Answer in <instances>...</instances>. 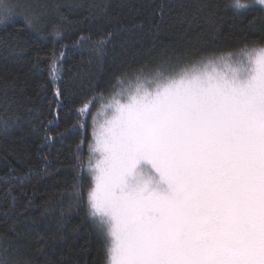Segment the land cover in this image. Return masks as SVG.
<instances>
[{
    "label": "trees",
    "instance_id": "16d2710c",
    "mask_svg": "<svg viewBox=\"0 0 264 264\" xmlns=\"http://www.w3.org/2000/svg\"><path fill=\"white\" fill-rule=\"evenodd\" d=\"M6 2L14 12L0 23V258L105 264L87 205L101 94L119 88L118 78L264 46V8L246 0L239 11L235 0Z\"/></svg>",
    "mask_w": 264,
    "mask_h": 264
},
{
    "label": "snow or ice",
    "instance_id": "6c2138e0",
    "mask_svg": "<svg viewBox=\"0 0 264 264\" xmlns=\"http://www.w3.org/2000/svg\"><path fill=\"white\" fill-rule=\"evenodd\" d=\"M13 12L0 0V23ZM101 101L87 205L105 264H264V46L137 74Z\"/></svg>",
    "mask_w": 264,
    "mask_h": 264
},
{
    "label": "rangeland",
    "instance_id": "374dc122",
    "mask_svg": "<svg viewBox=\"0 0 264 264\" xmlns=\"http://www.w3.org/2000/svg\"><path fill=\"white\" fill-rule=\"evenodd\" d=\"M248 3H250V4H248V5H257V3H256V0H246ZM261 6V5H260ZM263 8H264V6H262ZM164 70H166V69H164ZM166 71H168V70H166ZM132 81H134V80H132ZM127 83H128V81H127ZM127 83H124V85H121L120 87H122V86H127ZM107 98L108 97H104V100L106 101L107 100ZM100 102L102 103V101L100 100ZM100 103V104H101ZM102 111V109H101V106H100V108H99V110L97 111L98 113H97V115H96V119H95V121H94V123L96 124V126L98 127V125L100 124V123H102L103 122V116L100 114V112ZM92 140H93V132H92ZM92 142V141H91ZM89 174V173H88ZM90 176V175H89Z\"/></svg>",
    "mask_w": 264,
    "mask_h": 264
}]
</instances>
